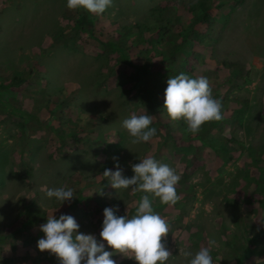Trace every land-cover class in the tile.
Segmentation results:
<instances>
[{
    "label": "rangeland",
    "instance_id": "374dc122",
    "mask_svg": "<svg viewBox=\"0 0 264 264\" xmlns=\"http://www.w3.org/2000/svg\"><path fill=\"white\" fill-rule=\"evenodd\" d=\"M194 1L112 0L96 15L69 9L67 0H0V264H60L38 248L40 226L53 215H71L116 264H137L100 232L105 208L131 218L144 195L170 226L162 241L172 253L167 264H188L180 250L194 255L210 240L218 245L209 248L214 264H239L227 262L226 242L264 233V0H213L216 24L206 47L182 36ZM162 19L171 29L165 35L157 29ZM162 53L177 73L185 68L189 77L209 80L223 118L208 136L227 145L226 155L198 136L187 139L183 119L170 123L138 92L140 77L148 87L175 77ZM15 78L22 84L13 85ZM132 114L152 116L157 133L149 142H131L122 122ZM148 156L180 175L175 205L116 190L102 176L119 163L132 178V165ZM58 187L73 189L71 203L47 197ZM262 242L240 264H264Z\"/></svg>",
    "mask_w": 264,
    "mask_h": 264
},
{
    "label": "clouds",
    "instance_id": "9594fccd",
    "mask_svg": "<svg viewBox=\"0 0 264 264\" xmlns=\"http://www.w3.org/2000/svg\"><path fill=\"white\" fill-rule=\"evenodd\" d=\"M111 4L112 0H67L69 9L82 8L96 15L103 14ZM167 85L164 108L168 116L173 121L183 119L192 134L199 133L207 123L222 120V103L213 97L206 77L191 78L181 73L170 77ZM152 119L151 115L132 114L123 120L122 126L133 144L147 143L156 136L157 129L151 127ZM113 160L118 161V157ZM132 171L135 173L132 178L125 177L117 163L116 171L106 168L102 176L116 190L132 188L134 192L150 193L165 205H175L179 201L176 186L181 177L174 168L148 156L133 164ZM46 195L63 204L71 203L76 196L73 189L64 187L48 189ZM103 215L100 236L116 254L134 259L137 264H167L172 257L162 242L168 236L170 226L153 211L148 195L142 197L131 218L117 216L112 208H105ZM40 230L44 238L38 240L39 250L55 255L60 264H116L111 258L113 252L105 250V243L98 242L94 235L81 234L71 215H61L59 219L55 215L49 216ZM212 246H218L215 240H210L209 247L200 248L194 255L190 250H180L179 255L188 260V264H214L209 250Z\"/></svg>",
    "mask_w": 264,
    "mask_h": 264
},
{
    "label": "trees",
    "instance_id": "16d2710c",
    "mask_svg": "<svg viewBox=\"0 0 264 264\" xmlns=\"http://www.w3.org/2000/svg\"><path fill=\"white\" fill-rule=\"evenodd\" d=\"M214 6L215 5L213 3V0H196L189 5V12L192 14V21H191L189 28L183 31L182 36L183 38H185L186 43L188 42L190 46H195V45L205 46V47L208 46L206 44V40L211 38L210 33L213 31L214 25L216 24V19L213 16ZM161 11L167 12L168 7L158 8L154 11V13L161 12ZM82 19H83L84 24H87L88 26L92 27L91 23L88 21L87 14H84ZM164 22L165 20L162 19L160 21L161 25L157 27L159 33L166 30V32H164L163 35L171 31L170 28H167L168 27L167 25H164ZM198 26H206V31L205 32L199 31L196 28ZM175 49L180 50L181 46L179 47L175 46ZM161 55L165 59L166 68L168 72H170V74L174 76H178L179 74L183 73L189 76V73L185 70V68H182L178 73L174 71L173 63L169 62L167 59L168 58L167 53H162ZM173 61H175V59ZM144 72L145 74H148V71L144 70ZM18 77H22V76L20 75ZM145 78L146 77H140V81L138 83V92L148 95L149 101L152 105L151 108L154 110V112L157 115L162 116L166 113L165 115L169 117L167 110L164 108L165 96H164L163 101H159L162 97L161 95L162 92H165L168 86L166 83L167 81L163 80V81H160L158 84H155L153 87L151 86L148 87L144 80ZM22 82H23V78L22 80H18L17 78H15L13 85L19 86L22 84ZM244 114H245L244 112L239 111V123L241 126L244 124V118H245ZM169 122L171 123L175 121H173L169 117ZM215 129L218 130L219 127L218 125H216L215 121H213V122L207 123V126L203 127L201 131L197 134H192L190 131H188V133L184 135H186L188 137L187 139L189 140H191L194 136H198L206 146L213 149L219 154L226 155L228 153L227 145L217 136H213V135L208 136V133H210V131L215 130ZM186 130H188V127ZM180 139L187 141V139H183V138H179V141H181ZM249 226L251 228L253 227L252 225H249ZM235 238L236 239L234 240H229L226 242V246L230 250L229 252H227V254H225V258H227L226 259L227 262L238 260L240 264L243 262L245 258L250 257V255L259 253L257 246L259 245V243H261V240L263 241L262 243L264 244V233H261L260 231L254 233L251 239H246L245 237H242V236H236ZM105 250L110 252V249H108L107 247H105Z\"/></svg>",
    "mask_w": 264,
    "mask_h": 264
}]
</instances>
